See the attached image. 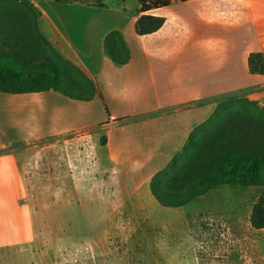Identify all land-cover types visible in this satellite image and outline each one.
Instances as JSON below:
<instances>
[{"label":"crops","instance_id":"1","mask_svg":"<svg viewBox=\"0 0 264 264\" xmlns=\"http://www.w3.org/2000/svg\"><path fill=\"white\" fill-rule=\"evenodd\" d=\"M29 1L41 13L40 33L98 92L90 101L54 90L0 93L1 249L14 252L17 238L25 236L18 225L26 224V211L31 220L20 162L33 145L69 135L95 139L105 191L137 203L212 117L221 98L245 94L264 105V76L249 68L251 54L264 53V0L177 1L147 13L166 23L145 36L136 31L142 16L138 0L132 11L126 0L102 9ZM114 31L122 33L131 51L123 66L105 53V40ZM102 138L105 144L99 143Z\"/></svg>","mask_w":264,"mask_h":264},{"label":"rangeland","instance_id":"2","mask_svg":"<svg viewBox=\"0 0 264 264\" xmlns=\"http://www.w3.org/2000/svg\"><path fill=\"white\" fill-rule=\"evenodd\" d=\"M66 71L60 82L70 91ZM75 137L43 140L21 160L31 220L26 211L14 252L1 249L0 230V264H264V230L251 225L263 188L226 185L175 210L151 191L137 203L127 195L116 202L95 164L96 140Z\"/></svg>","mask_w":264,"mask_h":264},{"label":"trees","instance_id":"3","mask_svg":"<svg viewBox=\"0 0 264 264\" xmlns=\"http://www.w3.org/2000/svg\"><path fill=\"white\" fill-rule=\"evenodd\" d=\"M54 1L107 7V0ZM138 1L142 16L136 31L145 36L166 23L165 18L147 13L189 0ZM40 16L29 0H0V93L23 95L54 90L72 100H92L97 87L50 46L38 29ZM105 53L118 66L131 59L127 41L118 31L106 38ZM249 68L252 74L264 76V53L251 54ZM65 70L70 76L66 81L73 86L70 91L60 82ZM226 185L264 189V106L248 98H221L212 117L192 133L183 151L153 178L151 193L162 207L181 209ZM251 225L264 230V192L253 207Z\"/></svg>","mask_w":264,"mask_h":264}]
</instances>
